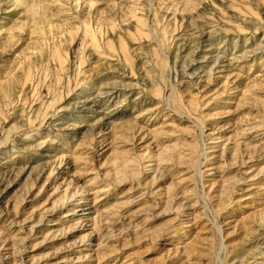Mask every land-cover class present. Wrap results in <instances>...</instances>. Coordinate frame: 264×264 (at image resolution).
<instances>
[{"label":"rangeland","instance_id":"374dc122","mask_svg":"<svg viewBox=\"0 0 264 264\" xmlns=\"http://www.w3.org/2000/svg\"><path fill=\"white\" fill-rule=\"evenodd\" d=\"M0 264H264V0H0Z\"/></svg>","mask_w":264,"mask_h":264}]
</instances>
